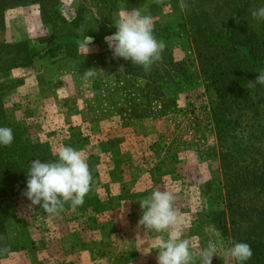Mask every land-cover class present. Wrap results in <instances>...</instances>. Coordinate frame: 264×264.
Returning <instances> with one entry per match:
<instances>
[{"label": "rangeland", "instance_id": "374dc122", "mask_svg": "<svg viewBox=\"0 0 264 264\" xmlns=\"http://www.w3.org/2000/svg\"><path fill=\"white\" fill-rule=\"evenodd\" d=\"M31 1L7 6L0 24L6 122L55 160L61 146L78 150L92 181L82 206L64 203L56 215L24 195L14 200L6 224L8 252L0 264H158V244L168 233L138 223L140 201L156 190L174 194L182 238L191 241L194 253L211 242L218 248L212 264H234L226 255L230 244L212 219L224 193L220 156L228 148L218 127L240 118L246 137L239 154L246 159L248 128L264 129V106L230 109L228 115L217 110L179 0L160 6L154 0ZM133 9L152 17L154 36L181 63L178 72L161 60L152 65L156 80L142 66L143 76L124 72L128 60L114 57L105 37L117 30L120 14ZM86 35L93 37L88 52L79 46ZM17 43L33 53L29 64H16L11 46ZM89 68L96 74L85 81Z\"/></svg>", "mask_w": 264, "mask_h": 264}, {"label": "trees", "instance_id": "16d2710c", "mask_svg": "<svg viewBox=\"0 0 264 264\" xmlns=\"http://www.w3.org/2000/svg\"><path fill=\"white\" fill-rule=\"evenodd\" d=\"M37 1L40 2H31ZM19 3L24 4V0H0V24L4 9ZM186 3L188 34L205 82L217 96V110L227 115L230 109L260 111L264 106V85L249 88L248 82L255 81L258 70H264V20L253 19L250 13L264 6V0H186ZM40 8L44 18L41 5ZM108 11L111 13L112 9ZM80 13V10L76 11L75 17L78 18ZM11 47L15 49L16 64L31 62L33 53L26 44L17 43ZM162 57V66L178 72L181 63L173 61L169 49L165 48ZM124 72L134 77L135 74L144 75L142 67L133 65L129 60L124 65ZM147 72L151 73L147 76L154 77V80L159 74L155 66ZM4 87L0 85V127L11 128L14 140L10 146L0 145V257L8 252L6 224L13 201L26 190L30 162L35 159L55 161L50 152L39 148V143H31L24 138L19 126L6 122L2 97L3 90L7 88ZM152 92L155 99H159L158 87H153ZM221 123H226L218 130L223 131V141L228 148L220 156L224 193L218 201L219 210L212 217L213 223L221 230L230 247L234 242L251 245L253 256L244 264H264V129L259 125L249 126V143L244 148L248 146L246 153L249 157L245 159L239 154L243 151L240 145L246 137V128L241 127L240 118L222 120ZM235 129L236 134L240 133L239 138L231 134V130ZM219 138L222 140V135L219 134ZM233 262L238 264L234 259Z\"/></svg>", "mask_w": 264, "mask_h": 264}, {"label": "clouds", "instance_id": "9594fccd", "mask_svg": "<svg viewBox=\"0 0 264 264\" xmlns=\"http://www.w3.org/2000/svg\"><path fill=\"white\" fill-rule=\"evenodd\" d=\"M158 6L164 0H154ZM181 10L188 7L186 0H179ZM251 17L264 20V6L251 11ZM116 31L105 37L109 49L116 58L130 60L133 65H140L144 71H150L154 63L162 59L166 48L163 40L154 36L153 19L150 15H142L139 9L125 11L120 14ZM93 43V37L84 36L79 46L88 52V46ZM255 81H249L248 87L255 88L257 84L264 85V70H258ZM95 69L84 71L85 81L95 75ZM14 140L13 131L9 127H0V145L10 146ZM92 176L86 159L71 146H61L55 161L41 162L35 159L30 162L27 171L26 190L23 195L31 201V205L42 208L45 213L56 215L63 210L64 203L70 202L72 208L82 206L84 197L90 191ZM175 196L171 191H153L150 198L140 201L142 216L139 225L146 230L167 232V239H161L158 244V264H193L198 257V264H212L214 255H218L217 245L209 243L207 247L194 253L191 241L182 238L178 212L174 207ZM226 255L238 264L251 259L253 251L246 242H234L226 250Z\"/></svg>", "mask_w": 264, "mask_h": 264}]
</instances>
